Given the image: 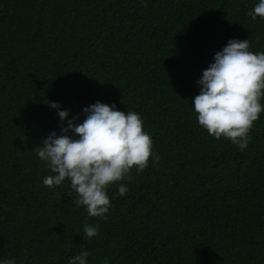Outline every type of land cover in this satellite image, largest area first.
Here are the masks:
<instances>
[{
  "label": "trees",
  "instance_id": "1",
  "mask_svg": "<svg viewBox=\"0 0 264 264\" xmlns=\"http://www.w3.org/2000/svg\"><path fill=\"white\" fill-rule=\"evenodd\" d=\"M258 2L0 0V260L68 264L84 247L89 264H264V113L240 150L191 103L229 40L264 52ZM97 101L138 113L159 157L124 196L109 187L107 220L74 205L70 181L44 186L33 152L61 134L49 102L82 123Z\"/></svg>",
  "mask_w": 264,
  "mask_h": 264
},
{
  "label": "clouds",
  "instance_id": "2",
  "mask_svg": "<svg viewBox=\"0 0 264 264\" xmlns=\"http://www.w3.org/2000/svg\"><path fill=\"white\" fill-rule=\"evenodd\" d=\"M247 15L252 21L264 19V0ZM249 49V40H229L203 71L197 81L200 92L191 101L198 125L214 139L230 141L240 150L247 148L254 122L264 113V52ZM49 106L57 110L62 127L61 134L52 132L33 151L51 172L43 185L54 188L70 181L67 184L76 193L74 205L84 207L90 217L107 220L109 187L118 185L124 196L133 170L142 173L150 158L153 163L159 160L141 116L97 101L83 110L85 119L78 123L80 117L69 119L71 113L59 104L49 102ZM98 231L99 225L85 224L82 235L88 245ZM88 257L83 247L68 264H89ZM0 264L16 261L0 260Z\"/></svg>",
  "mask_w": 264,
  "mask_h": 264
}]
</instances>
